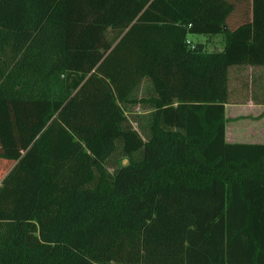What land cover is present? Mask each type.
Segmentation results:
<instances>
[{"label":"trees","instance_id":"obj_1","mask_svg":"<svg viewBox=\"0 0 264 264\" xmlns=\"http://www.w3.org/2000/svg\"><path fill=\"white\" fill-rule=\"evenodd\" d=\"M246 67L264 0H0V264H264Z\"/></svg>","mask_w":264,"mask_h":264},{"label":"crops","instance_id":"obj_2","mask_svg":"<svg viewBox=\"0 0 264 264\" xmlns=\"http://www.w3.org/2000/svg\"><path fill=\"white\" fill-rule=\"evenodd\" d=\"M210 44H205V49L212 46L211 51H220L223 48L222 37H204ZM191 40V39H190ZM192 41V40H191ZM218 42V44H215ZM263 70L260 68L246 67L245 69H234V72L239 74L246 72L250 81L251 76L257 75V101L256 103L249 98L244 100L232 101L225 105V118L227 120L225 127V140L228 143H248V144H263L264 143V105L261 99L264 96V76L262 77Z\"/></svg>","mask_w":264,"mask_h":264},{"label":"rangeland","instance_id":"obj_3","mask_svg":"<svg viewBox=\"0 0 264 264\" xmlns=\"http://www.w3.org/2000/svg\"><path fill=\"white\" fill-rule=\"evenodd\" d=\"M190 39L193 41V42H203V43H206L207 41L204 39V37L203 36H192V37H190ZM207 44H210V42H207ZM215 44H218V42H215ZM210 48H212V46L211 45H209V48H207V51H211V49ZM32 57H36V56H31L30 58L29 57H26V58H24V67H26V65L28 64V61H29V59H31ZM40 70V68L39 69H37V72L36 73H39L38 71ZM41 71H43L42 70V68H41ZM241 84H242V87H243V85H246L245 83H243V82H241ZM241 86V85H240ZM241 87V88H242ZM247 92H248V89L246 90ZM247 98H249V97H246V99ZM240 101L241 100H244V99H242L241 97H240V99H239ZM136 111V113L137 112H141V110H138V109H136L135 110ZM126 162L124 161V164H125Z\"/></svg>","mask_w":264,"mask_h":264}]
</instances>
